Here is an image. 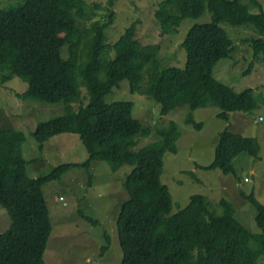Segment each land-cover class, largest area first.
<instances>
[{
	"label": "trees",
	"instance_id": "trees-1",
	"mask_svg": "<svg viewBox=\"0 0 264 264\" xmlns=\"http://www.w3.org/2000/svg\"><path fill=\"white\" fill-rule=\"evenodd\" d=\"M116 1L102 5L86 0H24L0 9V86L19 76L27 83L21 94L25 99L64 102L65 113L39 122L33 136L43 148L55 135L76 133L88 152L82 162L61 163L46 175L31 177L23 156L25 134L0 126V205L11 218L0 233V264H47L44 253L53 222L43 185L75 167L85 168L91 183V166L98 160L108 162L113 171L132 166L122 182L127 198L117 219L121 264H264V203L253 193H241L257 209L258 233L237 218L235 205L227 199L219 201L218 213L205 195L194 194L183 209L172 213V196L162 174L165 153L178 150L177 122L155 127L159 138L135 150L138 136L150 135L153 128L134 117L133 101H105L127 79L132 93L159 103L161 114L183 104L190 110L213 106L220 109L217 116L228 121L231 112L251 110L256 105L253 88L236 91L217 79L214 69L237 47L220 26L222 21L246 26L255 34L245 39L253 54L245 73L251 72L256 60H264L261 2L159 1L152 15L163 32L176 30L184 19L199 18L206 10L211 13L210 22L193 24L182 41L184 65L164 66L160 44H142L134 35L123 50L110 55L112 45L105 42V31L114 22ZM185 123L199 130L204 126L191 111ZM259 152L256 137L224 129L212 162L197 166L235 173L239 154L257 157ZM104 236L102 253L110 245L108 233Z\"/></svg>",
	"mask_w": 264,
	"mask_h": 264
},
{
	"label": "rangeland",
	"instance_id": "rangeland-1",
	"mask_svg": "<svg viewBox=\"0 0 264 264\" xmlns=\"http://www.w3.org/2000/svg\"><path fill=\"white\" fill-rule=\"evenodd\" d=\"M90 4H107V0H86ZM161 0H117L114 5V22L106 29V41L111 43L110 55L123 50L134 35L142 44L158 43L161 46L160 60L164 66H183L186 49L181 45L188 30L195 23L210 22L211 13L206 10L199 18H186L176 30L163 32L152 15ZM264 8V0H259ZM24 0H0V9L17 6ZM98 13V12H97ZM237 46L230 58L218 62L214 69L217 79L236 91L253 88L256 105L249 111L230 113L228 121L217 116L218 107H202L190 110L187 104L180 105L168 114H161L159 103L151 97L132 93L129 81L124 79L118 87L106 95V103L119 100L134 102L133 115L143 126H151L148 136H138L135 150L159 138L155 127H164L171 120L177 122L181 136L177 152L164 155L162 182L170 191L173 201L172 213L183 209L194 194L205 195L213 208L222 212L221 199L235 205L237 218L254 233L260 232L256 224L257 209L241 193H253L264 203V60H256L250 73H245L253 60L247 37L255 35L246 26L220 22ZM238 44L242 45L238 47ZM27 83L15 76L0 86V126L14 128L25 134L23 156L31 177L46 175L61 163L82 162L88 152L79 134L62 133L44 143L43 148L33 132L39 122L65 113L64 102H46L25 99L21 94ZM78 102L73 103L76 107ZM77 108V107H76ZM196 121L203 122L202 129L185 123L187 113ZM262 117V119H260ZM230 129L244 136L256 137L260 143L257 157L248 153L239 154L234 160L235 173L225 174L220 169H205L197 165L212 162L219 133ZM132 166L123 165L113 171L105 160L94 161L91 166L92 181L83 167L68 170L61 178L43 185L50 209L53 230L48 240L44 259L47 264H121L123 250L117 231V219L121 204L127 198L122 187L125 176ZM248 177L246 181L244 178ZM63 196L64 200H60ZM97 219L99 224L87 222L84 217ZM11 224L6 208L0 205V233ZM110 236L107 244L104 234Z\"/></svg>",
	"mask_w": 264,
	"mask_h": 264
},
{
	"label": "clouds",
	"instance_id": "clouds-1",
	"mask_svg": "<svg viewBox=\"0 0 264 264\" xmlns=\"http://www.w3.org/2000/svg\"><path fill=\"white\" fill-rule=\"evenodd\" d=\"M244 179L247 181L248 177L246 176ZM60 200H64V198H60Z\"/></svg>",
	"mask_w": 264,
	"mask_h": 264
}]
</instances>
